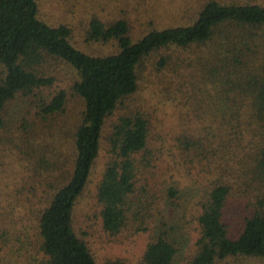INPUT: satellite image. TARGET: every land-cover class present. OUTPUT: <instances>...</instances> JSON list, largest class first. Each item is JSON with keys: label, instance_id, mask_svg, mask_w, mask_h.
Returning <instances> with one entry per match:
<instances>
[{"label": "trees", "instance_id": "obj_1", "mask_svg": "<svg viewBox=\"0 0 264 264\" xmlns=\"http://www.w3.org/2000/svg\"><path fill=\"white\" fill-rule=\"evenodd\" d=\"M112 1L113 12L102 14L105 0H63L70 11L80 7L90 16L89 40L118 43L117 52L97 55L75 44L70 24L43 18L39 0H0V133L9 124L3 115L8 104L55 86L46 62L62 60L77 73L70 89L42 96L38 105L44 119L65 114L71 119L73 138H66L71 166L47 154L54 169L44 181L53 182V190L41 212L38 239L18 247L13 242L0 264H19L30 246L37 264H99L76 231L77 200L109 134L110 159L98 190L103 228L117 235L127 225L141 164L154 157L158 143L167 146L169 137L165 129H155L147 108L129 103L144 80L153 86L150 67L156 76L167 71L171 77L158 80L155 93L185 108L181 121L188 127L181 125L171 135L173 149L180 152L174 158L186 163L194 179L203 178L200 236L188 264L264 257V0ZM72 97L81 102L77 116L66 111ZM185 159L203 163L204 174L193 172ZM180 194L174 185L166 190L176 219L166 218L167 211L164 220H155L159 233L141 262L106 264H173L184 218ZM236 202L246 214L233 232L229 209Z\"/></svg>", "mask_w": 264, "mask_h": 264}, {"label": "rangeland", "instance_id": "obj_2", "mask_svg": "<svg viewBox=\"0 0 264 264\" xmlns=\"http://www.w3.org/2000/svg\"><path fill=\"white\" fill-rule=\"evenodd\" d=\"M105 1L107 4L104 6L107 9L102 14L108 11L111 13L112 10L108 8L114 7L116 2ZM39 4L41 16L48 22L68 23L73 27V40L82 50L97 55L118 51V43L115 40L103 42L87 38L90 16L78 9L80 7L74 13L69 10L72 6L63 0H39ZM150 69L148 75L152 76L153 86L144 80L137 96L129 103L134 107L141 105L143 109L147 108L153 114L152 123L155 129L161 131L165 129V134L169 137L165 142L167 146L158 143L159 147L155 150L154 157H150L148 161L145 160L141 164L136 191L131 197L127 225L117 235H111L103 228L102 204L98 198V190L110 159V140L107 138L109 134L103 139L90 179L77 200L76 231L86 241L99 264H106L109 260L115 259L130 263L142 261L148 243L159 233L155 220L162 218L167 211L169 216L166 218L176 219L175 212L171 208L168 209L167 204L169 199H167L166 190L172 185L181 189L180 200H182L184 215L181 219L183 233L181 232L179 236V252L173 264H188L200 236L198 194L203 186L200 179L203 178L194 179L188 174L189 169L187 170L184 166L186 163L174 158V155L180 152L177 147L173 149L174 139L171 137L179 126L188 127L181 121V112H185V108L181 109L174 104L166 103L163 100L164 96L155 93L158 89V80L170 79V72L163 71L156 76L150 73ZM44 70L48 75L56 77L55 86L37 97L15 99L8 104L3 113L9 124L0 133V256L6 251V255H10V246L13 242H15L14 246L18 247L20 242L29 243L38 239L41 212L49 203L53 190L51 187L53 182L44 181L45 176H49L54 169L47 154L53 156L54 161L59 158V162L63 161L67 167L71 166V140L66 139L73 138V131L69 129L72 125L71 119L67 117V114L44 119L39 116L38 105L42 101V96L49 98L55 90L70 89L77 78V73L67 63L56 59L46 62ZM81 109V102L72 97L66 111L70 115L77 116L81 113ZM127 110H131L129 105ZM114 119L115 116L105 127V135L111 132ZM32 144L38 146L37 150L33 149ZM43 149L46 155L41 153ZM185 161L194 169L193 172L199 175L204 174L200 172L203 163H199L198 160L191 163L186 159ZM229 212L230 228L236 232L241 227V221L246 214L245 210L236 202ZM31 249L32 246L24 251L26 255L18 259L19 264H37V261L30 257L36 254ZM229 262L231 264H264V257H232Z\"/></svg>", "mask_w": 264, "mask_h": 264}]
</instances>
